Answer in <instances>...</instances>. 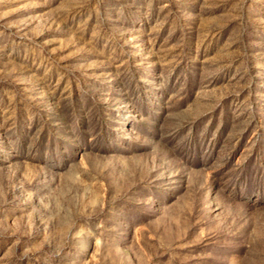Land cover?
<instances>
[{"label": "rangeland", "instance_id": "1", "mask_svg": "<svg viewBox=\"0 0 264 264\" xmlns=\"http://www.w3.org/2000/svg\"><path fill=\"white\" fill-rule=\"evenodd\" d=\"M0 264H264V0H0Z\"/></svg>", "mask_w": 264, "mask_h": 264}]
</instances>
